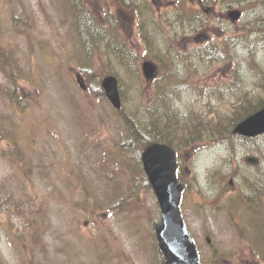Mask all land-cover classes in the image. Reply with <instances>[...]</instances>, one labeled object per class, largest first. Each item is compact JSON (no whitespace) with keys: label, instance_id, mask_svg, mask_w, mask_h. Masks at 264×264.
Masks as SVG:
<instances>
[{"label":"rangeland","instance_id":"374dc122","mask_svg":"<svg viewBox=\"0 0 264 264\" xmlns=\"http://www.w3.org/2000/svg\"><path fill=\"white\" fill-rule=\"evenodd\" d=\"M126 1L82 0L91 15L110 18L117 30V38L100 33L107 40L94 45L92 57L77 50L69 0H0V44L15 50L16 64L6 67L19 78L10 83L0 71V129L11 131L2 146L17 153L0 157V264L163 261L153 192L138 187L142 207L129 209L136 183L123 171L116 145L124 141L121 111L100 88L105 75L119 77L122 112L145 126L150 116L144 108L159 94L166 109L186 116L183 123L200 116L201 124L221 122L226 134L238 114L250 109L244 119L264 104V0H137V12ZM232 9L243 16L232 20ZM112 52L129 55L138 70ZM146 60L159 67L152 82L143 76ZM84 66L93 67L92 84L84 80ZM11 84H17L19 103L10 100ZM158 113L161 129L168 118L162 108ZM188 137L175 141L187 185L182 212L201 264H264V239L242 240L234 228L253 231L238 198L248 204L252 182L264 194V135H234L228 143L227 135L206 129L198 142L184 145ZM247 155L258 156V166L248 164ZM121 194L127 198L116 203L117 213L94 208L95 195L106 203Z\"/></svg>","mask_w":264,"mask_h":264},{"label":"trees","instance_id":"16d2710c","mask_svg":"<svg viewBox=\"0 0 264 264\" xmlns=\"http://www.w3.org/2000/svg\"><path fill=\"white\" fill-rule=\"evenodd\" d=\"M68 7L69 12L75 13L76 18H74V24L76 27V34L78 37V46L77 50L84 51L86 53L85 55H89L93 57V52L95 49H93L94 45L97 43L99 46L103 41H106L107 38L103 39L100 36L101 32L109 33V35H113L114 38H117V32L116 28L112 27V20L108 17L105 20L97 19L93 15L90 14L88 9L85 7L82 0H69ZM124 2L125 0H121ZM142 1L137 0H127L125 4L127 6L133 7V10L137 12L138 7L141 5ZM108 10V8H106ZM79 12H81V15L79 16ZM182 16L183 13H181ZM189 17V16H186ZM103 18V17H102ZM151 30L148 29L147 32H150ZM144 32V31H143ZM150 40V39H149ZM152 41V40H150ZM13 49L6 48L5 46L0 44V71L6 73L7 80L11 83H15L18 81V77L11 73L6 65L8 63H11V65H15L16 62L12 58ZM114 53L117 58L121 61V63H125V66H127L129 69H132V71L138 70V66L132 65L130 62V56L126 54H120L118 52H112ZM93 62V59L90 58V63ZM124 65V64H123ZM92 69L88 68V66L83 67V74L84 80L86 81V84H92L93 83V75H92ZM83 77V76H82ZM84 81V82H85ZM94 82L96 80L94 79ZM12 86H8L9 88V96L10 100L13 102H20L19 94L17 93V84H11ZM264 87V85H263ZM102 89V87H100ZM157 101L154 102V100L151 101V103L148 104V108H144L145 113H149L150 119L149 123L146 126L144 124V121L142 119H137L130 115L129 113L120 112L121 115V131L122 135L124 136V141L116 142V145L119 146V153L121 156H123V171H126L128 173H131L134 175V183L136 185L133 186V189L129 190V194L131 197L129 209L131 212L138 211L142 207V201L140 198V195L137 194L136 189L138 187L142 188H148V191H152L151 184L149 183L147 179V175L143 169V164L141 160V153L143 149L152 141H161L168 143L174 147L177 146L175 141L177 139H181L185 135H189L188 139L184 141V145H190L192 143H195L199 141V135L203 132V130L209 129L214 131L215 129L218 130V134H225L228 136L226 141L230 143V140L233 136V128L236 125V122L241 119H243V116L247 113L251 112L250 109H247L244 111V115L238 114L235 119L232 120L230 124V128L228 133L226 134L220 130V127L222 126L221 122H213L201 124L202 120L201 117L195 116L196 120L192 124H185L183 123L184 118L174 109H166L167 102L164 99V97L159 94L156 96ZM156 102H160L161 106H159V109L156 108ZM264 105V104H263ZM263 105H260L258 108H253L252 112H255L259 108H261ZM170 107V106H169ZM162 108V111L165 110V115L168 119L163 120V126L160 129V118L158 111ZM168 111V112H167ZM176 112V113H175ZM193 117V116H192ZM191 117V118H192ZM190 118V120H191ZM194 121V118H193ZM4 131H1L0 129V157H6L8 159H14V154L17 157V153L14 151L13 148L9 147H3L2 143L3 140L9 139L8 133L11 131H8L6 135H3ZM11 139V138H10ZM130 152V155L128 154ZM257 182H252L249 184V187L252 191L251 196L249 194V210L247 213L251 215L249 218V222L251 221L253 225L252 230H256L257 227L262 228L264 238V227L262 225L264 224V194L261 193V189L257 188ZM136 192V194H135ZM154 195V193H153ZM121 196V197H119ZM115 200H109V202H104L103 200L99 199L98 195H95L92 198V201L94 203V208L99 205V207L106 206L107 208L112 207L117 213V202H119V199H126L127 195L124 198V195H119ZM123 201V200H122ZM122 211L125 210V206L123 205ZM38 232V230H37Z\"/></svg>","mask_w":264,"mask_h":264},{"label":"water","instance_id":"95a60500","mask_svg":"<svg viewBox=\"0 0 264 264\" xmlns=\"http://www.w3.org/2000/svg\"><path fill=\"white\" fill-rule=\"evenodd\" d=\"M230 15L233 19H238L241 12L232 10ZM142 66L145 77L153 79L157 72L156 65L147 60ZM102 86L111 102L120 109L118 78L108 75L103 79ZM233 132L250 137L264 133V108L238 123ZM142 161L162 211L161 221L155 229L160 250L165 255L164 264H200L197 245L181 213L184 184L178 179L175 150L167 144L154 142L143 151ZM248 161L257 164L259 160L248 157Z\"/></svg>","mask_w":264,"mask_h":264}]
</instances>
